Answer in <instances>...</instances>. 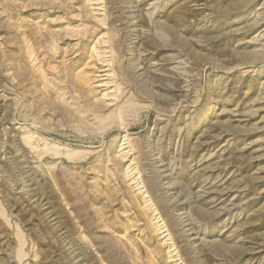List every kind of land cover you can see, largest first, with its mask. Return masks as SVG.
<instances>
[{
    "label": "rangeland",
    "instance_id": "1",
    "mask_svg": "<svg viewBox=\"0 0 264 264\" xmlns=\"http://www.w3.org/2000/svg\"><path fill=\"white\" fill-rule=\"evenodd\" d=\"M0 264H264V0H0Z\"/></svg>",
    "mask_w": 264,
    "mask_h": 264
}]
</instances>
